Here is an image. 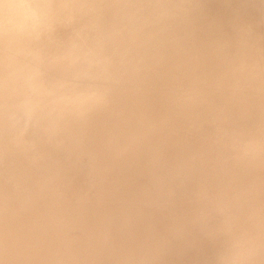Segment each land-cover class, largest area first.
<instances>
[{"label":"clouds","instance_id":"9594fccd","mask_svg":"<svg viewBox=\"0 0 264 264\" xmlns=\"http://www.w3.org/2000/svg\"><path fill=\"white\" fill-rule=\"evenodd\" d=\"M0 264H264V0H0Z\"/></svg>","mask_w":264,"mask_h":264}]
</instances>
